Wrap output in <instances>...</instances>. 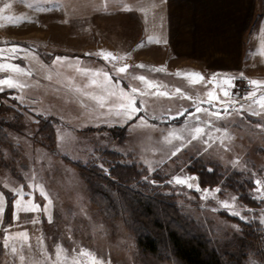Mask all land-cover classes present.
<instances>
[{
    "label": "rangeland",
    "instance_id": "1",
    "mask_svg": "<svg viewBox=\"0 0 264 264\" xmlns=\"http://www.w3.org/2000/svg\"><path fill=\"white\" fill-rule=\"evenodd\" d=\"M249 1L0 0V8L10 5L0 18L8 27L3 32L11 38H1L0 61L22 66L26 58L31 68L11 71L13 78L42 85L44 91V97L34 86L26 87L30 90L2 86L0 91V119L6 121L0 127L6 139L0 147V192L4 194L0 264H52L57 244L68 250L69 259L83 246L106 264H183L161 240L157 253L138 247L133 206L114 185L117 180L110 176L108 163L97 162L103 148L118 151L119 156L108 158L113 163L138 169L139 175L127 184L132 191L174 201L184 215L203 226L210 242L230 245L240 236L239 224L226 215L230 214L247 225L257 224L259 246L264 248V196L255 183L264 180V106L259 103L264 84L249 83L250 79L264 81V0H254V10ZM161 14L170 18L174 34L155 45L148 40L149 30ZM9 16L29 19L10 23L6 22ZM187 32L194 33V46L186 44ZM13 44L20 48L11 51ZM201 44L211 65L224 61L226 71L235 69V81L227 75L218 78L203 67V59L199 62L196 57L204 51ZM101 49L121 59L105 60ZM215 51L220 57H214ZM124 64L129 65L125 71L116 70ZM81 69L109 72L112 85L106 88L102 76ZM8 71L1 70V78L11 75ZM192 72L203 79L192 82L193 77L184 75ZM92 79L98 83L92 84ZM120 88L140 89L135 95L143 105L138 103L141 111L130 119L117 115L123 112ZM19 89L32 96L28 104L19 97ZM210 92L217 98L209 101ZM250 92L254 95H247ZM97 95L107 97L103 106ZM197 107L203 110L197 112ZM218 110L220 117L215 115ZM197 126L204 131L194 137ZM77 164H96L110 182L86 175L87 169L82 171ZM198 172L210 184L202 185ZM177 175L194 177L189 182L199 188L175 182ZM244 178L250 179L249 188H244L254 206L239 202L238 187L229 184ZM29 182L42 185L47 197ZM21 185L25 193H32L23 200L31 199L39 207L16 208L18 193L11 189ZM204 189L220 190L205 196ZM223 200L231 208L221 205ZM252 252L246 251L242 264H259Z\"/></svg>",
    "mask_w": 264,
    "mask_h": 264
},
{
    "label": "trees",
    "instance_id": "2",
    "mask_svg": "<svg viewBox=\"0 0 264 264\" xmlns=\"http://www.w3.org/2000/svg\"><path fill=\"white\" fill-rule=\"evenodd\" d=\"M6 121L0 119V127L4 126ZM53 130V129H52ZM0 130V147L5 143L6 139ZM118 151L103 148L99 151L98 163H108L110 176L113 177L114 185L123 191L133 206V223L136 233V241L138 247L142 251L149 253H157L159 249V241L165 242L172 254L183 264H242L241 258L246 255V251L250 250L252 254L259 259V264H264V248L259 246L257 224L243 222L238 216L226 214L230 219L235 220L239 224L238 238L224 246L218 245L216 241L210 242L208 235L204 234L203 226L196 223L192 218L184 215L177 204L171 200H164L157 194H146V197L138 195L132 191V187L127 184L134 180V176L139 175L138 169L130 164L116 162L113 163L110 155H117ZM119 156V154H118ZM109 158V159H108ZM76 164V163H75ZM97 164V163H96ZM96 164L92 167L77 164L84 171L87 169L86 175L93 176L95 179L103 177L110 182V176L103 175L98 172ZM84 173V172H83ZM197 174V173H196ZM198 178L202 185L210 184L204 180L202 172H198ZM247 181H246V180ZM249 180L247 178L240 181H230V185H235L239 202L250 205L248 202V192L245 193V187L249 188ZM239 182V184L237 183ZM221 183V182H219ZM253 183L251 182V186ZM96 199L93 198L92 201ZM110 203V201H109ZM96 205H98L96 203ZM112 208V207H110ZM258 209L259 207H254ZM255 217V216H252ZM256 218V217H255Z\"/></svg>",
    "mask_w": 264,
    "mask_h": 264
},
{
    "label": "snow or ice",
    "instance_id": "3",
    "mask_svg": "<svg viewBox=\"0 0 264 264\" xmlns=\"http://www.w3.org/2000/svg\"><path fill=\"white\" fill-rule=\"evenodd\" d=\"M9 7H10V5L8 3H5L3 5V8H0V14L3 13L4 9H7ZM125 7H130V6L126 5ZM7 19L9 21H11L12 23H17L19 19H29V17L21 16L19 18H13V17L9 16V17H7ZM261 33H264V28L261 29ZM152 39H153L152 36L148 37L149 41H151ZM157 42H159V40ZM19 48H20V46L17 44H13L10 46V50L13 52ZM261 51H262V54H264V48H262ZM100 53L103 55L105 60H108L109 58H111L112 60L121 59V57L115 56L110 51H106V50L101 49ZM3 55H4V50L0 49V56H3ZM124 55H128V53H125ZM57 59L62 60V59H66V58L57 57ZM141 66H143V65H141ZM128 67H129V65L124 64L122 66L117 67L116 70L119 72H123ZM3 69H10L11 71L16 72V73H22V72L26 71L24 68H22L17 63H10L8 61H0V70H3ZM81 71L91 72V73H94L96 75L102 76L103 80L100 82L103 83L106 88H108L109 86L112 85V77L109 74V72H107V71H102L101 69H81ZM178 72H179V70H178ZM184 75H188V76L193 77L192 82H196V78L201 79V80L203 79L202 75L198 72L184 73ZM241 75H243V73H241ZM139 79L146 80V78L143 76H140ZM91 83L97 84L98 81L96 79H92ZM249 83L254 84V85H259V84H264V81L257 80V79H250ZM148 84L151 85V84H153V82L148 81ZM5 85L8 88L21 86L20 81L18 79H14L13 76H11V75H6V76H3L2 78H0V86H5ZM2 90H3V87H0V91H2ZM177 91H180V89H177ZM139 92H140V89H138V88H132L131 91H129V92H126L123 88H120L119 94L123 97L124 102L119 105V108L123 109V112L122 113L118 112L117 115H123L124 117L130 119V118L136 116V114L141 111V107L138 106V103L142 106L143 100H140L139 102H137V97L135 95L136 93H139ZM227 94L228 93L225 90V95H227ZM85 95H91V93H85ZM164 95H168V93H164ZM185 95H187V93H185ZM247 95L251 96V95H254V93L250 92V93H247ZM95 98L100 101L102 106L104 105V101L107 99V97L103 96V95H97ZM216 98L217 97H215V95L213 93H211V92L209 93V101L216 99ZM189 99H191L190 96H189ZM259 103L262 106H264V95H261L259 97ZM108 106L111 107V105H108ZM241 107H243V105H241ZM202 110L203 109H201L199 107H197V109H196L197 112H200ZM180 114L181 113H177V115H180ZM215 115L217 117H220V116H222V113L218 110V111H216ZM139 119H140V121L143 122L145 120V117L143 115H141L139 117ZM196 119L199 120V117L197 116ZM207 123L211 124V121L209 120V121H207ZM192 131H193L194 137H196V136H200V134L204 131V129L200 126H197ZM170 135H172V133H170ZM181 139H183V138H181ZM205 143H207V141H205ZM182 146L183 145H181V147ZM178 150L179 149H177V151ZM173 179L177 183L187 184V186L189 188H191V187L199 188L198 184L194 185V184L189 182L190 180L194 179V177H192V176L182 177V176L177 175ZM29 183L32 184L33 188L39 187L41 194L44 195L45 197H47V192L44 190L42 185H36L32 182H29ZM255 183L258 185L257 192H259L261 196H264V180L257 179L255 181ZM23 187L24 186L21 185L17 188L11 189L12 192L18 193L19 198H17L13 202L15 204L16 208L19 210L22 206L27 205V207L24 208V210L27 211V210H32V209L39 207V205H36L35 202L31 199L28 201L23 200L24 196L27 195V196L31 197V195H32L31 192L25 193L23 190ZM219 190L220 189H215V190L210 192L208 189H204L203 193L205 196H210V195H214V192L219 191ZM232 200L234 201L235 197H233ZM49 203H50V200H49ZM220 203H221V205H223L226 208H231L230 202L228 200H223ZM3 205H4V194H3V192H0V213L3 212ZM235 214L239 215V213H235ZM49 220H51V215H49ZM25 239H27L26 235H25ZM5 244L7 245V239L5 240ZM13 251H15V248H13ZM67 251L68 250L65 249L63 247V245L57 244L56 249H55L56 259L54 261H52V264H106L105 260L102 257L97 256V254L95 252H93L92 250L85 248L83 246H81V248L79 249V252L76 255H74L71 259H69L68 255H67ZM73 252H75V249H73ZM21 260H23V257H21ZM107 264H110V261H108Z\"/></svg>",
    "mask_w": 264,
    "mask_h": 264
},
{
    "label": "crops",
    "instance_id": "4",
    "mask_svg": "<svg viewBox=\"0 0 264 264\" xmlns=\"http://www.w3.org/2000/svg\"><path fill=\"white\" fill-rule=\"evenodd\" d=\"M247 3V1L244 3V4H246ZM249 5H250V7H251V9H255L256 7V2L254 1V0H250L249 2ZM257 13V12H256ZM1 15V14H0ZM251 16H253V11H252V13H251ZM1 17V16H0ZM145 21V20H144ZM157 21V22H156ZM6 22H10V23H12L11 21H6ZM169 22H170V18L169 17H164V16H162V14H161V17L160 18H157V19H154V26H156L155 28H153V29H148L149 30V33H150V35H152L153 36V40L155 41L154 43H155V45H158V43L160 44V42H164L166 39L167 40H169L170 39V36H172L173 34H174V31H172L171 30V28H170V26H169ZM5 29H8V27H6V26H3L2 25V19L0 18V42H1V38H4V37H6V38H4V39H6V40H8V39H11L10 37H8V35L6 34V33H4L3 31H5ZM9 29H12V27L11 26H9ZM146 31V30H145ZM203 32H204V30H203ZM209 32H207L206 34H208ZM164 37V38H163ZM237 37H238V40H241V28H238L237 29ZM199 38V36H197V39ZM13 39V38H12ZM159 40V42H157ZM186 44H188L189 46H194L193 44V42L192 41H194V33H189V32H187V37H186ZM12 41V40H11ZM15 42H16V40H14ZM202 45V44H201ZM200 45V46H201ZM154 47H156V46H154ZM197 47V46H196ZM191 51H190V53L191 54H194L193 52H194V49L193 48H189ZM201 49L202 50H204L203 52H199V53H197L196 54V57H197V60L199 61V62H201L202 61V59H203V61H204V65L205 66H203L205 69H207L208 70V72H210V73H212L213 75L215 74V75H217V77L219 78V76H221V77H224V76H226L227 75V77H233L234 78V80L233 81H235L236 80V72H235V69H229L228 71H226L227 69L225 68V63H224V61L223 62H216V64L215 65H211L210 64V61L207 59L208 58V56H209V54L207 55V50H206V48L204 47V45H202V47H201ZM215 50H218L217 48H215ZM198 52V51H197ZM38 53V52H37ZM214 57H220V55L221 54H219L217 51H215L214 52ZM222 57H224L223 56V54H222ZM209 62V63H208ZM202 64V63H201ZM209 64L211 65V66H209ZM214 64V63H213ZM25 65V66H24ZM24 65H22L21 67H24V68H27L28 69V67L30 66V68H31V64L29 63V61L25 58V62H24ZM33 70H35L36 72H40L38 69H33ZM234 71V72H233ZM10 74H11V70L9 69V71H8ZM43 72V71H42ZM227 72V73H226ZM1 70H0V78H1ZM41 74V73H40ZM42 75V74H41ZM214 75V76H215ZM11 76H13L12 74H11ZM40 77H42V76H40ZM43 79V78H42ZM44 81V80H43ZM20 84H21V86H23V87H20V89L21 88H24V89H27V90H30V89H28V88H26V87H29V86H31V87H35V88H37V90L38 91H42L41 93V97H44L43 95H44V91H43V86L42 85H39V84H37V85H32V84H30V83H27V82H24V81H22V82H20ZM46 85L48 86L49 85V83L47 82L46 83ZM0 87H2V86H0ZM5 88H4V90H8V89H11V88H8L6 85L4 86ZM16 89V88H15ZM19 89V92H21V94H20V98L21 99H23L22 101L25 103V104H28V97H32L31 95H29L28 93H26L24 90H20ZM24 94H23V93ZM93 102V101H92ZM14 197H16V196H14ZM11 199H13L12 197H11Z\"/></svg>",
    "mask_w": 264,
    "mask_h": 264
}]
</instances>
